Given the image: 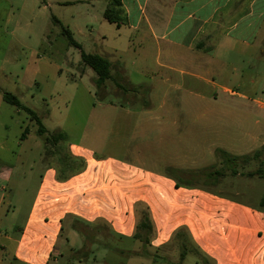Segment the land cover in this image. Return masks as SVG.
<instances>
[{
    "label": "rangeland",
    "instance_id": "1",
    "mask_svg": "<svg viewBox=\"0 0 264 264\" xmlns=\"http://www.w3.org/2000/svg\"><path fill=\"white\" fill-rule=\"evenodd\" d=\"M108 2L0 0L2 233L13 239L19 237L44 170L61 165V156L70 157V144L89 149L99 158L144 162L145 168L177 177L186 185L264 211V177L250 175L264 169L260 164L264 159V134L257 131L255 137L248 138L239 133L233 118L226 115L225 104L241 99L230 97L222 89L246 76L247 69L255 70L257 59L247 53H256L259 41L246 48L242 56L219 46L215 53L203 55L205 48L202 52L190 50L189 42L180 40V26L168 36H164L163 27L151 30L145 23L140 24L138 32L127 24L119 30L103 19ZM61 27L71 32L83 52L110 62L111 78L103 86L96 87L95 73L82 63L80 51L67 44ZM208 44L217 46L215 42ZM234 48L245 49L240 43ZM230 87L244 92L241 87ZM3 92L12 93L23 106L35 111L49 134H65L57 145L62 155L51 153L55 147L35 136L36 125L24 111L5 103ZM256 120L260 129L264 115ZM25 127L30 136L19 141ZM217 148L234 151L229 152L234 157L256 148L262 153L258 159L242 164L243 159L223 160V156L214 154ZM61 169L66 171L65 167ZM195 201L204 209L212 206V200L202 195ZM73 230L75 235L70 233ZM107 230L101 223L93 226L77 220L70 227L69 219L63 221L49 264H66L68 244L77 250L71 259L90 256L86 262L76 259L72 264L147 262L146 258L121 253L123 248L133 249L130 241H109L100 252L104 243L97 244L96 235L105 239ZM36 239L30 232L24 246ZM14 246L7 242L5 250L0 251V264H23L13 258ZM168 250L164 252L169 260L176 262L179 253ZM95 255L102 258L95 259ZM183 264H193V257L188 256ZM200 264L210 263L201 259Z\"/></svg>",
    "mask_w": 264,
    "mask_h": 264
},
{
    "label": "crops",
    "instance_id": "2",
    "mask_svg": "<svg viewBox=\"0 0 264 264\" xmlns=\"http://www.w3.org/2000/svg\"><path fill=\"white\" fill-rule=\"evenodd\" d=\"M108 1L106 8L110 3ZM120 3L122 23L117 27L119 30L127 24L138 32L140 24L145 23L151 30L163 27L164 36H168L180 26V40L188 41L187 48L190 50L205 48L203 55L215 53L219 46L242 56L247 53L246 48L254 47V41L258 40L256 53L247 54L264 63V0H120ZM209 42H215L217 46L214 48ZM224 42L227 44L224 45ZM237 43L245 49H235ZM257 62L255 70L250 72L247 69L246 76L237 78L235 83L230 82L229 87H221L230 97L241 99L226 102V115L233 118L239 133L248 138L255 137L257 131L264 134V120L260 129L257 126L260 122L256 120L258 115H264V66ZM232 68L237 69L235 65ZM230 86L241 87L244 92L234 91ZM29 136L30 131L19 141H25ZM35 136L38 137L36 133ZM54 147V151L50 152L62 155L58 147ZM218 150L227 154L234 152L217 148L214 154ZM257 150L259 148L247 153ZM67 151L70 156L82 159L84 168L74 174L64 171L66 178L61 180L58 179V174L62 172L60 163L56 168L47 167L19 237L10 238L2 233L0 227V238L5 241L0 243V251L5 250L7 242H13V258L16 261L49 264L54 258L63 221L69 219L70 227L77 220L93 226L98 223L105 225L109 230L106 240L103 237L100 239L101 234L96 235L97 244L104 243V247L100 245L101 250L98 249L100 252L104 251L109 241H130L133 249L123 248L121 253L146 258L145 264H163V259L169 260L167 252H164L168 249L179 253L174 240L178 230L188 234L207 263L264 264V211L197 187H176V184L187 183L172 175L147 169L141 161L134 163L113 157L99 158L94 156L93 151L73 144ZM201 195L212 200L210 208L204 209L195 204ZM138 204L147 207L153 224L150 243L144 247L134 239ZM220 205L227 206L221 208ZM0 221L3 225L2 219ZM30 232L37 239L24 246ZM70 233L75 235L74 230ZM75 251L68 244L64 256L66 264L75 261L71 259ZM188 256L193 257V264H200L191 254L181 264ZM89 257H81L78 262H86ZM94 258L102 256L95 255Z\"/></svg>",
    "mask_w": 264,
    "mask_h": 264
},
{
    "label": "trees",
    "instance_id": "3",
    "mask_svg": "<svg viewBox=\"0 0 264 264\" xmlns=\"http://www.w3.org/2000/svg\"><path fill=\"white\" fill-rule=\"evenodd\" d=\"M121 3L120 0H110V3L106 10L104 11L103 18L109 22L113 23L116 25V27H120V14H121ZM55 23H58L56 19L53 20ZM62 29V34L65 36L67 40V44L69 46H72L80 51V59L82 63L86 66H88L92 71L95 73L96 78L94 80V83L97 88H100L101 86L104 85L105 81L109 80L111 78L110 74V67L111 64L110 62L100 56V55H95V54H88L82 51L81 46L73 39V36L71 32L65 28L61 27ZM2 99L5 103L8 105H11L15 107L18 110L24 111L28 117L29 121L31 123H34L36 125V130L35 133L38 137H40L46 145H53L57 146L58 143L65 139V134L63 132H53V133H48L46 128L43 126L39 116L37 113L25 106H23L20 101L14 96L12 93L9 92H3L2 93ZM29 133L28 127H25L22 134H21V140L24 139V137ZM264 150V148H261ZM217 153L220 156H223V160L225 161H235L237 159H243L242 164L248 163L251 159L255 160L260 157L259 154H261V150H257L252 153L251 156L249 155H244V156H227L226 152L222 150H218ZM60 162L62 163V167H65L66 171L70 173H77L81 171L84 166L85 162L82 159L76 158V157H66V158H61ZM224 162V161H223ZM260 164L264 166V159L261 160ZM63 172L61 174H58V179H64ZM259 175V177H264V169L259 168L257 171L250 173V175ZM233 174H236V171L233 172ZM176 187H184V188H194L193 186L189 185H182V184H176ZM136 216H137V223H136V229L134 232V239H136L138 242H140L143 247L149 245L150 239L153 235V224L149 216V212L147 207L138 204L136 206ZM81 234H83L80 231ZM174 240L176 242V245L178 247L179 251V258L177 262H172L171 260L168 259H161L163 264H181L185 257L188 254H192L196 257L197 262H200L201 259L206 262V259L203 257V255L200 253V251L196 248V246L192 243L190 237L184 230H178L175 234ZM86 257V256H84ZM81 257H74L73 260L79 259Z\"/></svg>",
    "mask_w": 264,
    "mask_h": 264
}]
</instances>
